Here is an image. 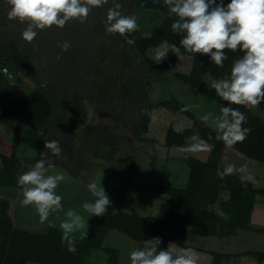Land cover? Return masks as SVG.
Returning a JSON list of instances; mask_svg holds the SVG:
<instances>
[{
	"label": "rangeland",
	"instance_id": "obj_1",
	"mask_svg": "<svg viewBox=\"0 0 264 264\" xmlns=\"http://www.w3.org/2000/svg\"><path fill=\"white\" fill-rule=\"evenodd\" d=\"M115 2L121 3L122 0ZM111 7L113 0H109L98 17L94 14L97 10L93 9L84 23L70 21L62 29L53 26L38 30L36 38L28 43L21 35L27 25L9 20L10 6L7 0H0V43L14 41L29 57L28 78L15 79L3 70L4 80L10 82V86H6L2 99L9 98L18 90L31 93L38 84L49 88L57 100L56 118L47 139L58 142L61 154L53 155L46 148L37 152L28 146H22L19 154L33 159L34 164L43 154L56 171L62 170L66 174L67 180L56 189L57 194L63 197V211L49 217V222L58 228L66 218L65 213L72 209L85 216L90 229V219L95 216L84 212L82 204L95 199L87 189L91 182L101 183L105 189L111 201L108 211L130 213L136 210L141 216H155L167 197L160 194L159 184L185 189L190 174L189 158L207 161L211 146L208 151L195 154L181 151L182 147L165 146L170 127L178 132L192 127V120L181 113L157 108L153 111L147 132H140L145 105L177 100L198 117L209 112L214 116L220 115V107L225 106L179 82L173 74L164 77L148 75L133 44L126 42L133 39L132 35L120 36L102 31L107 10ZM120 10L124 15H134L127 0H123ZM150 14L142 20L143 30L150 31L158 23L154 14ZM64 42L71 45L67 51L58 46ZM148 56L157 62L162 61L156 58V48L149 50ZM192 65L191 56L180 54L176 72L189 74ZM135 72H138V80L144 82L140 89L142 95L125 98V79ZM204 79L206 85L213 89L214 80L208 75ZM253 112L264 120V106L253 108ZM19 127L26 128L16 118L0 120V153H11L15 131ZM221 162L223 166L232 163L237 168L246 165L247 171L238 174L254 185L264 186V166L260 162L245 157L234 148L223 150ZM18 191L0 188V201L11 200L7 197ZM225 197L228 196L223 193L221 200ZM22 199L21 189L15 208L13 204L9 208L11 218L15 211V226L37 233L51 228L48 222H40L34 207L21 206ZM212 208L221 213L219 204ZM260 221L256 217L253 226L264 227V219ZM103 243L104 248L120 251L118 264H130V252L143 245V242H136L119 231L109 232ZM185 244L200 253V264H258L241 253L264 252V233L239 230L235 236L220 238L199 236L189 229ZM212 253L230 254L232 257L214 262ZM108 257L98 250L92 252L86 261L88 264H109Z\"/></svg>",
	"mask_w": 264,
	"mask_h": 264
},
{
	"label": "trees",
	"instance_id": "obj_2",
	"mask_svg": "<svg viewBox=\"0 0 264 264\" xmlns=\"http://www.w3.org/2000/svg\"><path fill=\"white\" fill-rule=\"evenodd\" d=\"M127 2L138 18L139 31L130 35L135 41L133 44L135 52L144 62L146 73L159 77L173 74L179 82L206 95L210 101L238 108L247 116L244 127L251 128L252 131L242 143L227 147L224 142L215 139V130L205 126L198 116L188 110L181 111L182 108H186L183 103L177 100L148 103L144 106L141 115L140 132L142 133L147 132L153 111L157 108L181 113L193 122L192 127L182 132L170 127L165 139L167 148L183 147L187 142L186 138L196 131H199L201 138L205 140L208 136L213 137L208 140L211 153L207 161L189 158L190 174L187 187L181 189L159 184L160 194L167 197L155 216H141L136 210L130 213L109 210L102 217L90 219V229L86 238L77 237L75 253L68 251L66 242L62 243V231L58 227H51L44 234L16 227L9 215V201L1 200L0 264H88L87 257L98 250L109 255V264H118L120 251L103 247L104 239L111 231H119L136 242L159 237L162 240L161 249H166L170 242L182 248H189L185 244L189 229L199 236L220 238L235 236L239 230L264 232L263 228L256 229L251 224L255 203L259 198H264V186L254 185L238 173L226 176L224 179H220L217 175V171L225 167L221 162L225 148H234L245 157L260 162L264 166V120L253 112V108L227 105L213 89L206 85L204 79L207 75L213 80L226 74L230 75L233 61L241 57L243 53L225 50L228 59L224 62L223 68H218L211 63L210 57L196 54L189 74L176 72L178 55L169 52L160 62L148 56V51L157 48L164 40L179 46L180 36L174 34L171 29L175 17H169L164 0H127ZM219 2L220 0H217V3ZM121 3L123 4V0ZM223 3L226 6L230 0H223ZM102 9L96 8L95 16L98 17ZM150 13L154 14L158 23L154 24L150 31H146L141 28L142 20L145 15H151ZM103 26L104 32L106 27ZM181 54L192 57V54L185 52L183 48H181ZM28 60V54L16 46L14 41L0 43V120L9 121L16 118L26 127L25 129L19 127L15 131L11 153H0V188L22 189L18 184V177L28 171L34 165V161L22 157L19 151L22 146H28L37 152L43 151L49 129L57 114L56 98L49 88L38 84L31 93L18 90L11 93L9 98L2 99L6 86H10V82L4 80L3 70L15 79L28 78ZM131 72L133 73V70ZM132 73L125 79V98L133 97L135 94L142 95L140 89L144 82L138 80V72ZM260 106H264V102ZM144 110H148L151 115H146ZM223 193L228 197L221 200ZM216 204L220 205L221 213L213 210L212 207ZM212 254L214 262L232 257L230 254ZM241 255L253 258L259 263L264 262V252L245 251Z\"/></svg>",
	"mask_w": 264,
	"mask_h": 264
},
{
	"label": "clouds",
	"instance_id": "obj_3",
	"mask_svg": "<svg viewBox=\"0 0 264 264\" xmlns=\"http://www.w3.org/2000/svg\"><path fill=\"white\" fill-rule=\"evenodd\" d=\"M109 0H7L10 6L8 19L18 21L27 26L22 31L24 41L31 43L38 35V30H47L55 26L64 28L70 21L84 23L93 9L103 8ZM169 17H175L171 24L172 32L180 36L179 46L164 40L156 48L157 60H163L169 52L181 54V48L192 54L210 57L211 63L218 68L224 67L228 59L225 50L240 51L242 56L232 63L230 75L215 79L212 88L227 105L256 108L264 102V0H230L226 6L223 0H164ZM122 5L113 0V7L107 10L105 22L109 34H127L139 31L138 18L135 15H124ZM129 45L133 39L126 41ZM67 51L71 45L64 42L60 45ZM59 58V57H58ZM181 111H187L182 108ZM146 115H151L144 110ZM220 115L211 112L198 117L205 126H211L216 132L215 139L222 141L227 147L242 143L252 131L244 127L247 116L238 108L222 106ZM186 146L181 151L200 153L210 149L208 140L201 138L199 131L187 137ZM45 148L53 155L62 152L54 139L45 140ZM247 166L237 168L229 163L223 170H218L220 179L237 173H245ZM67 180L64 171H56L47 159L37 160L28 171L18 177L22 188L21 206H32L41 223L49 222L54 213L63 211V197L56 189ZM90 194L95 198L82 204L84 212L91 217H102L108 213L111 201L105 189L96 182L87 185ZM115 212V210H113ZM65 219L60 223L62 243H67L68 251L76 252V234L84 239L88 234V220L75 210H68ZM161 238L155 237L143 242L130 252V264H200V253L193 248H181L169 243L161 249Z\"/></svg>",
	"mask_w": 264,
	"mask_h": 264
},
{
	"label": "crops",
	"instance_id": "obj_4",
	"mask_svg": "<svg viewBox=\"0 0 264 264\" xmlns=\"http://www.w3.org/2000/svg\"><path fill=\"white\" fill-rule=\"evenodd\" d=\"M264 174V173H263ZM263 179H264V175H263V177H262ZM16 190H19V189H16ZM19 195H20V190L18 191V193L16 194V193H14V195H12L11 197L9 196V197H7V198H9V199H11V200H8V199H5V200H8L9 201V203H10V207H11V205L13 204V206H14V208H15V205L17 204V200L16 199H18V197H19ZM262 198H259L258 199V201L255 203V206H254V209H253V212H252V216H251V224L252 223H254L255 224V222H256V217L258 218V220H259V223H261V221L260 220H263L264 219V201L263 200H261ZM12 201V202H11ZM14 216H15V211L13 212V214H12V218H13V220H14ZM253 225V224H252ZM19 228V227H18ZM256 229H258V228H263L264 229V227H255ZM21 229V228H20ZM50 229V228H49ZM48 229V230H49ZM23 230H25V229H23ZM48 230L46 231V232H48ZM46 232H44V233H46ZM34 233H37V232H34ZM44 233H38V234H44ZM258 233H260V232H258ZM264 233V232H263ZM253 258H251V260H252ZM253 260H255V259H253ZM256 261V260H255ZM263 262H261V263H259L258 262V264H262Z\"/></svg>",
	"mask_w": 264,
	"mask_h": 264
},
{
	"label": "water",
	"instance_id": "obj_5",
	"mask_svg": "<svg viewBox=\"0 0 264 264\" xmlns=\"http://www.w3.org/2000/svg\"><path fill=\"white\" fill-rule=\"evenodd\" d=\"M261 200H263V201H264V198H262Z\"/></svg>",
	"mask_w": 264,
	"mask_h": 264
}]
</instances>
